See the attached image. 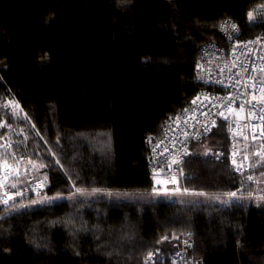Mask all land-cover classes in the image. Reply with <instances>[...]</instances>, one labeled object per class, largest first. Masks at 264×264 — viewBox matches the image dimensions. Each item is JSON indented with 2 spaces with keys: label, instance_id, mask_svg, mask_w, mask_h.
<instances>
[{
  "label": "trees",
  "instance_id": "16d2710c",
  "mask_svg": "<svg viewBox=\"0 0 264 264\" xmlns=\"http://www.w3.org/2000/svg\"><path fill=\"white\" fill-rule=\"evenodd\" d=\"M262 5L0 0V94H16L44 139L32 143L45 145L47 193L67 194L72 184L151 192L146 137L161 136L203 88L196 60L205 43L225 45L220 23L231 18L253 37L264 32V16L248 13ZM226 140L220 125L203 143ZM241 185L226 160L192 155L181 168L186 189L226 194ZM183 230L193 232L204 264H264V202L156 198H72L11 211L0 216V264H174L145 257L173 250L162 239Z\"/></svg>",
  "mask_w": 264,
  "mask_h": 264
},
{
  "label": "built area",
  "instance_id": "2783aa9c",
  "mask_svg": "<svg viewBox=\"0 0 264 264\" xmlns=\"http://www.w3.org/2000/svg\"><path fill=\"white\" fill-rule=\"evenodd\" d=\"M219 31L225 45L208 42L199 49L195 80L203 88L167 121L161 136L146 137L152 190L159 180L176 178L185 161L202 152L226 160L230 171L242 179L240 188L233 192L249 186L254 202L259 194L258 166L264 149V32L243 37L241 27L231 18L220 23ZM220 125L227 134L226 142L213 151L201 150L203 139ZM37 139L43 137L16 94L10 90L0 94V213L17 202L47 193L48 177L31 162V153L38 151L32 141ZM163 241H174V249H152L145 257L147 262L204 264L195 256L192 231Z\"/></svg>",
  "mask_w": 264,
  "mask_h": 264
},
{
  "label": "rangeland",
  "instance_id": "374dc122",
  "mask_svg": "<svg viewBox=\"0 0 264 264\" xmlns=\"http://www.w3.org/2000/svg\"><path fill=\"white\" fill-rule=\"evenodd\" d=\"M254 14V17H257L258 14L264 16V8L261 6L252 11ZM234 115V112L231 113ZM240 114V113H239ZM45 148V145H43ZM42 146V148H43ZM201 150L204 151H213L215 148L209 147L205 143H201ZM37 147V144H36ZM43 148V149H44ZM218 148V147H216ZM38 151H35V153H31L32 155V164L35 168H39L44 172L45 175L48 177V162L46 160L45 152L43 149L41 150L39 146L37 147ZM198 155L202 156H209L204 153H200ZM259 172L261 173L260 176V188H259V194L255 198L254 202L260 203L264 202V149L259 157V166H258ZM180 175L173 179H161L158 182L157 187H155V190L148 192V193H142V192H134V191H124V190H106V189H85L76 186V184H72V191H70L67 194H60V195H49L46 193L45 195L29 199L25 201L17 202L14 207L10 208L9 210H5L0 216L5 215L11 211H15L18 209H21L29 204L34 203H46L51 202L54 200H61V199H72V198H85V199H147V198H156V199H168V200H180V201H194V200H203L208 202H217L220 204H230L236 201H246L251 202V188L249 187V190L244 186V188L247 189L246 192L245 189L238 190L236 192H229L226 194H208L206 192L200 191V190H194V189H186L180 186ZM49 187V177L46 179ZM199 193H203V195H199ZM230 193H236V196H231ZM190 230H183L180 232H172L171 234L165 235V237L172 236L176 237L182 234H187ZM162 239V240H163ZM148 253V251H147Z\"/></svg>",
  "mask_w": 264,
  "mask_h": 264
},
{
  "label": "snow or ice",
  "instance_id": "6c2138e0",
  "mask_svg": "<svg viewBox=\"0 0 264 264\" xmlns=\"http://www.w3.org/2000/svg\"><path fill=\"white\" fill-rule=\"evenodd\" d=\"M262 8H264V5H262L261 6ZM248 16H249V19L250 20H252V19H254L255 17H254V14H253V12H249L248 13ZM221 28L222 29H225V25H221ZM231 28L235 31L236 30V25H231ZM194 103H195V101H194ZM9 106H11V105H9ZM16 107H18V105H16ZM241 109H243V105H241ZM215 122H213V124H214ZM206 131H207V128L205 129ZM151 139V138H150ZM255 155H257V156H259V153H255ZM247 158V157H246ZM173 163H179L178 161H173ZM233 163H235V161H233ZM249 179H251V177H249ZM15 185H13V187H14ZM199 195H203V193H199ZM230 195L231 196H236V193H230ZM165 239H166V237H165ZM151 255V254H150Z\"/></svg>",
  "mask_w": 264,
  "mask_h": 264
},
{
  "label": "crops",
  "instance_id": "0c3cea01",
  "mask_svg": "<svg viewBox=\"0 0 264 264\" xmlns=\"http://www.w3.org/2000/svg\"><path fill=\"white\" fill-rule=\"evenodd\" d=\"M198 155V154H197Z\"/></svg>",
  "mask_w": 264,
  "mask_h": 264
}]
</instances>
